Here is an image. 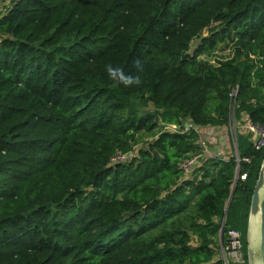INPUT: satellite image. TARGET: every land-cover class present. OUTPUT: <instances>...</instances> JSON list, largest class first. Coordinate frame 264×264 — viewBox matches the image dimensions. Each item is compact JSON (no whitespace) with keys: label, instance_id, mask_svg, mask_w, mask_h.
I'll list each match as a JSON object with an SVG mask.
<instances>
[{"label":"trees","instance_id":"16d2710c","mask_svg":"<svg viewBox=\"0 0 264 264\" xmlns=\"http://www.w3.org/2000/svg\"><path fill=\"white\" fill-rule=\"evenodd\" d=\"M226 42L233 57H199ZM109 66L141 83L113 81ZM236 86L237 118L264 126V0H12L0 16V264H224L230 228L247 264L264 147L236 133L251 161L234 185L230 142L187 172L198 135L168 128L224 129Z\"/></svg>","mask_w":264,"mask_h":264},{"label":"built area","instance_id":"2783aa9c","mask_svg":"<svg viewBox=\"0 0 264 264\" xmlns=\"http://www.w3.org/2000/svg\"><path fill=\"white\" fill-rule=\"evenodd\" d=\"M1 1L4 0H0V2ZM6 9L2 10L0 6V16L6 11ZM237 91V86L232 87L229 91V120L224 129H220V127L216 126H207L204 129H200L199 126L195 125L188 118L184 119L180 126L170 125L168 127L169 129L175 130L180 134L190 133L191 131H193L198 135L197 143L199 145L200 152L196 155H192L182 162L181 167L185 171L192 172L195 168H198L201 164H203L207 159H225L222 155V148L226 142H230L232 147V154L235 161V168L238 174L237 178L242 181L245 180L246 173L239 174V163L241 161L250 163L251 158L240 157L237 148L236 133L242 129L247 130L251 135L250 141L253 148L255 150H259L264 147V126L252 122L247 115H242V117L240 118H235L234 114H231V110L233 111L237 108V104L235 101ZM130 156V153L126 155L117 154L113 159L116 161H126ZM221 248L226 253V256H229L231 258V260L233 261L232 264H243L241 234L237 230L230 228L226 231L225 244H222ZM224 264L230 263L224 261Z\"/></svg>","mask_w":264,"mask_h":264},{"label":"water","instance_id":"95a60500","mask_svg":"<svg viewBox=\"0 0 264 264\" xmlns=\"http://www.w3.org/2000/svg\"><path fill=\"white\" fill-rule=\"evenodd\" d=\"M238 174L236 173L234 185ZM233 189L231 190L224 209L222 223L225 219L227 208L231 202ZM222 231V228H221ZM253 231V236L252 235ZM251 241V243H249ZM246 255L247 264H264V157L261 161L257 179L254 183L248 211L246 229Z\"/></svg>","mask_w":264,"mask_h":264},{"label":"rangeland","instance_id":"374dc122","mask_svg":"<svg viewBox=\"0 0 264 264\" xmlns=\"http://www.w3.org/2000/svg\"><path fill=\"white\" fill-rule=\"evenodd\" d=\"M11 3V0H4V1H1L0 2V6H1V9H6V6L9 5ZM208 35V30H204L200 36L197 38V39H194L192 42H191V45H190V49H189V53H192V51L197 47V45H199L201 43V38L202 37H205ZM235 54L234 50H233V47H232V44L229 43V42H226L225 43H221L219 44V46L217 47V49L211 53V55H201L199 56L200 58L202 59H205V60H209L211 63H218V62H221L225 59H229L231 57H233ZM242 57V56H241ZM264 89V87H263ZM232 109V108H231ZM141 110H153V107L152 105L148 104L146 107L142 108ZM231 114L233 115L234 114V117L237 118V112H236V109H234L233 111L231 110ZM246 137V136H245ZM151 138L147 135H141L140 136V141L139 144H134L133 145V150L137 149V146L139 145H142L145 141H149ZM247 139L250 141L251 140V135L250 134H247ZM143 141V142H142ZM247 140L246 139H242V138H238V144L239 145H242V144H247ZM249 144V142H248ZM131 155L134 154V153H130ZM245 239H246V236H245ZM241 240L244 242V236L241 237ZM196 237L193 236L192 237V244H194L196 242ZM252 240H250L249 243H251ZM219 254L223 257L224 261L232 264L233 261L231 260V258L228 256H226V253L223 251L222 248H219L218 250ZM243 252V250H242ZM225 257V258H224Z\"/></svg>","mask_w":264,"mask_h":264},{"label":"clouds","instance_id":"9594fccd","mask_svg":"<svg viewBox=\"0 0 264 264\" xmlns=\"http://www.w3.org/2000/svg\"><path fill=\"white\" fill-rule=\"evenodd\" d=\"M136 65L138 66V69L140 68V62L135 61ZM108 76L110 79L113 81H117L121 84H123L125 87L136 85L138 86L141 83L140 77L139 76H125L122 72L119 74L115 73L112 68L109 66L107 68Z\"/></svg>","mask_w":264,"mask_h":264},{"label":"bare ground","instance_id":"6f19581e","mask_svg":"<svg viewBox=\"0 0 264 264\" xmlns=\"http://www.w3.org/2000/svg\"><path fill=\"white\" fill-rule=\"evenodd\" d=\"M251 236H253V231H252V235Z\"/></svg>","mask_w":264,"mask_h":264}]
</instances>
